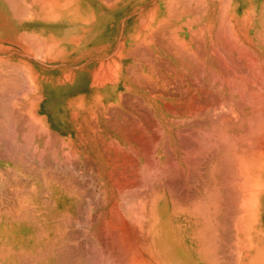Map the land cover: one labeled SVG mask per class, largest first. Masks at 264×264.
I'll return each mask as SVG.
<instances>
[{
	"label": "crops",
	"instance_id": "0c3cea01",
	"mask_svg": "<svg viewBox=\"0 0 264 264\" xmlns=\"http://www.w3.org/2000/svg\"><path fill=\"white\" fill-rule=\"evenodd\" d=\"M198 1L0 0V264H54L55 230L56 264H253L240 151L206 197L194 166V126L241 121L179 95L240 85L243 33L264 78V0Z\"/></svg>",
	"mask_w": 264,
	"mask_h": 264
},
{
	"label": "rangeland",
	"instance_id": "374dc122",
	"mask_svg": "<svg viewBox=\"0 0 264 264\" xmlns=\"http://www.w3.org/2000/svg\"><path fill=\"white\" fill-rule=\"evenodd\" d=\"M228 41L231 44L233 43L232 38ZM257 43L260 47L264 48L263 37H259ZM241 51L242 77L240 85L238 84V80H236L235 83L233 78H227L225 86L219 85L218 79H210L207 92L183 93L179 95V101L208 103L210 105L209 109L194 110L193 116L195 118L209 119L211 123L223 117L225 119L241 121L240 134L238 133L239 126H236V129H234L233 126L215 124H211L209 127L194 126L195 132H197L198 135V139L193 142L194 166L196 172L199 173V185L206 188L202 191L204 194L203 196H205L208 191L207 188L210 185L211 177L218 174L217 176L220 178L223 175L222 166L225 163H233V157L229 156V151L232 150L231 155L234 149H236L237 152L240 151L239 166H242L243 170L250 172L248 176H245L246 172L242 175L244 177L239 175L240 181H242V185L239 184V186H241L239 187V194L241 190L240 196L242 197L240 201L244 202L242 221L243 252L252 254L253 264H264V78L260 76L256 77V72L260 74L262 68L260 63H252L250 61L251 50L249 48L248 38L244 33ZM228 53L229 51L227 50L226 54L228 55ZM227 67L232 71L233 62H228ZM199 89L201 88L199 87ZM219 105L221 108H219ZM225 143L227 145H225ZM217 168L218 173H215L214 171H216ZM246 177H249L247 181H245ZM244 197L246 201H244ZM204 201H206V199ZM249 201H258L257 222L254 223L252 221V224L249 221V217L244 215V210H248L249 208ZM246 205L247 207H245ZM53 208L54 204L52 202L46 206L49 213L53 212ZM251 230L257 231V238L253 236L250 238ZM254 233L255 232L251 235H255ZM43 240L45 245H50L55 251L54 253L45 255L43 260L56 264V230L51 231V235L45 237ZM257 240L258 245L255 243ZM251 241L254 244L251 245ZM26 256L29 255H17L16 260L18 262L25 261ZM39 256L43 257L42 255ZM9 258L15 259V255L3 252L0 256V261L8 260ZM39 260L42 261V259Z\"/></svg>",
	"mask_w": 264,
	"mask_h": 264
},
{
	"label": "bare ground",
	"instance_id": "6f19581e",
	"mask_svg": "<svg viewBox=\"0 0 264 264\" xmlns=\"http://www.w3.org/2000/svg\"><path fill=\"white\" fill-rule=\"evenodd\" d=\"M45 1H46V0H45ZM197 1H198V0H197ZM195 2H196V1H195ZM198 2H199V1H198ZM170 3H171V2H170ZM187 3H188V2H187ZM196 3H197V2H196ZM225 9H226V7H225ZM176 13H177V12H176ZM228 28H229V27H228ZM226 29H227V28H226ZM197 30H198V29H197ZM219 31H220V30H219ZM200 32H201V31H200ZM197 34H198V33H197ZM235 39H236V38H235ZM234 42H235V41H234ZM211 43H212V42H211ZM235 44H236V43H235ZM239 44H240V43H239ZM239 44H238V45H239ZM181 45H182V44H181ZM213 47H214V46H213ZM240 47H241V46H240ZM214 49H215V48H214ZM211 51H212V50H211ZM237 51H238V50H237ZM241 52H242V51H241ZM238 53H239V52H238ZM250 53H251V52H250ZM252 53H253V52H252ZM212 54H213V53H212ZM246 54H247V53H246ZM254 54H255V53H254ZM238 55H239V54H238ZM250 56H251V55H250ZM192 57H193V56H192ZM246 58H247V57H246ZM253 59H254V58H253ZM258 64H259V63H258ZM12 67H13V66H12ZM192 67H193V66H192ZM9 70H10V69H9ZM8 72H9V71H8ZM3 73H5V72H3ZM18 74H19V73H18ZM263 74H264V73H263ZM8 75H9V74H8ZM16 76H17V74H16ZM12 77H13V76H12ZM18 77H19V75H18ZM20 78H21V77H20ZM20 78H19V79H20ZM13 79H15V78H13ZM13 79H12V82H13ZM19 79H17V80H19ZM0 80H1V79H0ZM15 80H16V79H15ZM16 82H18V81H16ZM20 83L23 84L24 82H23V83L20 82ZM20 83H18V84H20ZM3 84H4V82H3ZM8 84H9V83H8ZM18 84H17V85H18ZM6 91H7V90H6ZM2 93H3V92H2ZM6 93H7V92H6ZM5 97H6V96H5ZM1 98H2V96H1ZM19 99H20V98H19ZM6 101H7V99H6ZM13 101H14V99H13ZM263 101H264V100H263ZM4 102H5V101H4ZM4 102H3V103H4ZM9 102H10V100H9ZM5 104L8 105V102H6ZM256 104H257V103H256ZM15 105H16V104H15ZM4 106H5V105H4ZM252 106H253V105H252ZM0 107H2V106H0ZM7 107H8V106H7ZM253 107H255V106H253ZM2 109H4V108H2ZM8 109H9V110H8V112H9L12 108H8ZM5 110H6V109H5ZM12 110H13V109H12ZM12 110H11V111H12ZM0 114H1V112H0ZM8 114H9V113H8ZM11 115H13V112L11 113ZM8 117H9V116H8ZM246 117H247V116H246ZM213 118H214V117H213ZM223 118H224V117H223ZM6 119H7V118H6ZM216 119H217V118H216ZM220 120H221V118H220ZM222 123H223V122H222ZM0 124H1V123H0ZM227 125H228V124H227ZM237 126H238V125H237ZM222 130H223V129H222ZM222 133H223V132H222ZM224 136H225V135H224ZM224 136H223V137H224ZM257 136H258V135H257ZM262 136H263V135H262ZM228 137H229V136H228ZM252 138H253V137H252ZM225 141H226V140H225ZM250 141H251V140H250ZM223 142H224V140H223ZM226 142H227V141H226ZM251 142H252V141H251ZM250 144H251V143H250ZM225 145H227V144L225 143ZM253 145H254V144H253ZM247 146H248V145H247ZM227 147H228V146H227ZM248 147H249V146H248ZM228 148H230V147H228ZM254 148H255V147H254ZM238 149H239V148H238ZM250 149H251V147H250ZM231 151H232V150H231ZM226 152H227V151H226ZM229 154H230V153H229ZM227 155H228V154H227ZM236 155H237V154H236ZM236 155H235V156H236ZM225 156H226V155H225ZM233 156H234V155H233ZM235 156H234V157H235ZM238 156H239V155H238ZM247 157H249V156H247ZM227 158H228V157H227ZM233 159H234V158H233ZM233 159H232V160H233ZM240 161H241V160H240ZM233 162H234V161H233ZM236 162H237V161H236ZM176 163H177V162H176ZM239 163H240V162H239ZM231 164H232V163H231ZM169 165H170V164H169ZM174 165H175V164H174ZM251 165H252V164H251ZM165 166H166V165H165ZM253 166H254V165H253ZM257 166H258V165H257ZM175 167H176V166H175ZM182 169H183V168H182ZM252 169H253V168H252ZM237 170L239 171V175H240V176H242L243 173H245V172H246L245 176H246V175L248 176L249 173H250V172H247V170H243V169H242V166H239V168H238ZM177 171H178V170H177ZM177 171H176V173H177ZM233 171H234V170H233ZM182 172H183V171H182ZM234 172H235V171H234ZM234 172H233V173H234ZM242 177H244V176H242ZM247 178H249V177H246V180H245V181H247ZM251 178H252V177H251ZM186 179H187V178H186ZM226 179H227V178H226ZM240 180H241V179H240ZM241 182H242V181H240V184L242 185ZM249 182H250V181H249ZM226 184H227V183H226ZM232 184H233V183H232ZM245 184H246V183H245ZM243 185H244V184H243ZM247 185H248V184H247ZM252 186H253V185H252ZM239 187H241V186H239ZM249 187H250V186H249ZM125 189H126V188H125ZM205 189H206V188H205ZM238 189H239V188H238ZM238 189H237V190H238ZM203 190H204V189H203ZM210 191H211V190H210ZM208 193H209V192H208ZM242 193H244V192H242ZM208 195H209V194H208ZM217 195H218V194H217ZM240 195H241V190H240ZM249 195H250V194H249ZM250 196H251V195H250ZM200 197H201V196H200ZM236 197H237V196H236ZM240 198H242V197L240 196ZM246 198H247V197H246ZM244 199H245V197H244ZM248 199H249V198H248ZM200 200H201V199H200ZM192 201H193V200H192ZM198 201H199V200H198ZM218 201H219V200H218ZM239 201H240V200H239ZM244 201H246V199H245ZM200 202H201V201H200ZM200 202H198V203H200ZM243 203H244V202H243ZM192 204H193V203H192ZM192 204H191V205H192ZM196 204H197V203H196ZM233 204H234V203H233ZM194 205H195V204H194ZM242 205H243V204H242ZM217 207H218V206H217ZM231 207H232V206H231ZM245 207H247V205H246ZM218 208H219V207H218ZM186 211H187V210H186ZM239 211H240V210H239ZM198 212H199V210H198ZM200 212H202V210H201ZM200 212H199V213H200ZM225 212H226V211H225ZM237 212H238V210H237ZM202 213H203V212H202ZM202 213H200V214H202ZM233 213H234V212H233ZM206 214L208 215V213H206ZM226 214H227V213H226ZM230 214H231V213H230ZM224 215H225V214H224ZM240 215H241V214H240ZM236 216H237V215H236ZM236 216H235V217H236ZM263 216H264V214H263ZM208 217H209V216H208ZM212 217H213V216H212ZM226 217H227V215H226ZM226 217H225V218H226ZM202 218H203V217H202ZM238 218H240V217H238ZM207 219H209V218H207ZM207 219H206V220H207ZM214 220H216V219H214ZM214 220H213V221H214ZM234 220H235V219H234ZM209 221H210V220H209ZM216 221H218V220H216ZM222 221H223V220H222ZM214 222H215V221H214ZM223 222H224V221H223ZM263 222H264V219H263ZM208 223H209V222H208ZM216 223H217V222H216ZM263 224H264V223H263ZM210 225H212V224L210 223ZM220 225H221V224H220ZM229 225H230V224H229ZM213 226H215V225H213ZM213 226H212V227H213ZM221 226H222V225H221ZM221 226H220V227H221ZM263 226H264V225H263ZM143 227H144V226H143ZM215 227H216V226H215ZM225 227H226V226H225ZM223 228H224V227H223ZM215 229H216V228H215ZM220 229H221V228H220ZM230 229H231V228H230ZM211 230H212V228H211ZM209 231H210V230H209ZM215 231H217V230H215ZM223 231H224V230H223ZM217 233H218V232H216V234H217ZM223 233H224V232H223ZM144 234H145V233H144ZM212 235H213V234H212ZM229 235H230V234H229ZM144 236H145V235H144ZM214 236H215V235H214ZM138 239H139V238H138ZM140 239H141V238H140ZM217 240H219V239H217ZM221 240H223V239H221ZM214 241H216V238H215ZM147 242H148V241H147ZM144 243H146V242H144ZM197 243H198V242H197ZM214 243H216V242H214ZM214 243H213V244H214ZM144 245H145V244H144ZM144 245H143V246H144ZM228 245H229V244H228ZM234 245H235V244H234ZM208 246H209V245H208ZM219 246H220V244H219ZM140 247H141V246H140ZM232 247H233V246H232ZM144 248H145V247H144ZM216 248H217V247H216ZM225 248H226V247H225ZM233 248H234V247H233ZM235 248H236V247H235ZM140 249H141V248H140ZM147 249H148V248H147ZM219 249H220V248H219ZM210 251H211V252H214L213 249L210 250ZM210 251H209V252H210ZM239 251H240V250H239ZM149 252H150V251H149ZM211 252H210V253H211ZM207 253H208V252H207ZM222 253H223V252H222ZM150 254H151V253H150ZM213 254H214V253H213ZM214 255H215V254H214ZM237 255H238V251H237ZM208 256H210V255H208ZM210 258H211V257H210ZM212 258H213V257H212ZM212 258H211V259H212ZM214 258H215V257H214ZM211 259H210V260H211ZM238 259H239V258H238ZM131 260H132V259H131ZM213 260H214V259H213ZM216 260H217V259H216ZM216 260H214V261H216ZM144 261H145V260H144ZM211 261H212V260H211ZM217 261H218V260H217ZM221 261H222V260H221ZM234 261H235V259H234ZM142 262H143V261H142ZM237 263H238V262H237ZM139 264H140V263H139ZM146 264H147V263H146ZM216 264H217V263H216Z\"/></svg>",
	"mask_w": 264,
	"mask_h": 264
}]
</instances>
